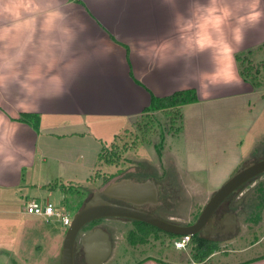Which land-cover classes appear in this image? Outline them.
<instances>
[{
  "label": "rangeland",
  "instance_id": "374dc122",
  "mask_svg": "<svg viewBox=\"0 0 264 264\" xmlns=\"http://www.w3.org/2000/svg\"><path fill=\"white\" fill-rule=\"evenodd\" d=\"M262 45L247 54L252 67L258 70L260 82L251 96L185 105L179 117H165L160 112L129 118L106 116L98 118L89 129L79 116L44 124L43 133L48 136L43 137L38 148L47 150L49 159L39 169L40 178L37 166L32 180L25 172L23 185H27L23 186L22 194H27V201L41 206L49 201L72 219L73 210L109 182L123 178L138 181L145 174H156L153 180L158 189V203L154 208L149 207V211L170 222L188 224L189 219L183 215L192 221L213 192L230 177L264 158ZM146 124L150 125L148 133ZM102 150L118 153L117 162L100 160ZM162 174H165L163 178ZM260 181H264V173L247 182L249 185L235 194L234 200ZM62 186L70 187L72 193H63ZM6 208L14 209L13 205ZM4 209L0 212V264H60L58 257L67 227L53 218L49 222L39 216L17 218ZM239 212L234 214L238 222L234 235L223 239L213 237L219 241L220 252L207 264H236L264 253V221L261 218L257 225L244 223ZM97 226L111 233L115 249L104 264H135L148 256L151 264L192 262L190 249L175 250L166 236L131 246L124 239L130 223L102 219ZM76 247L78 250L79 240Z\"/></svg>",
  "mask_w": 264,
  "mask_h": 264
},
{
  "label": "crops",
  "instance_id": "0c3cea01",
  "mask_svg": "<svg viewBox=\"0 0 264 264\" xmlns=\"http://www.w3.org/2000/svg\"><path fill=\"white\" fill-rule=\"evenodd\" d=\"M207 2L199 0L202 5ZM70 3L75 4L87 24V35L97 42L93 45L97 48L93 62L73 85L71 94L34 110L23 101V93L15 85L0 93V113L6 114L0 115L3 144L0 148V212L5 207L4 212L17 218L32 216L24 210L29 203L27 194H22L25 172L32 180L37 166L40 178L39 169L49 159L48 151L39 149L40 141L48 136L43 133L44 124H56L66 116L74 119L79 116L89 129L98 118L106 116L139 117L151 96L163 97L178 90L194 89L196 103L251 96L258 90L240 77L234 56L239 51L264 44V15L253 24L258 11L264 13V0L259 3L257 0H227L233 3V23L244 26L242 43L233 44L234 54L229 53L221 40L214 43L209 39V30L218 31L221 18L229 15L226 6H217L224 0H212V6L206 9L207 18H200L195 30L192 24L178 27L181 20L190 18L193 0H70ZM217 12L219 16L215 15ZM237 13L244 16L237 19ZM238 35V31H230V39ZM22 114L37 115V128L20 121ZM13 136L17 147L10 152L8 146ZM8 205H13L14 209L8 210ZM183 218L191 223L188 215ZM175 239H170L172 244ZM60 255L61 252L58 259ZM213 257L214 254L201 264H207ZM148 259L151 257L135 264H151ZM236 264H264V253Z\"/></svg>",
  "mask_w": 264,
  "mask_h": 264
},
{
  "label": "clouds",
  "instance_id": "9594fccd",
  "mask_svg": "<svg viewBox=\"0 0 264 264\" xmlns=\"http://www.w3.org/2000/svg\"><path fill=\"white\" fill-rule=\"evenodd\" d=\"M232 5L227 0L217 5L226 6L229 15L221 18L218 31L209 30V39L214 43L221 40L229 53L234 54L233 44L242 43L244 26L233 23ZM210 6L212 0L206 5L193 0L190 18L181 20L178 27L192 24L195 30L199 19L207 18L206 9ZM238 13L237 19L244 16ZM262 15L258 11L253 24ZM226 29L238 31L239 35L230 39V31ZM87 33V24L70 0H0V93L11 85L17 86L23 93V101L34 110L70 95L97 51L93 48L97 42ZM14 136L8 146L10 152L17 147Z\"/></svg>",
  "mask_w": 264,
  "mask_h": 264
},
{
  "label": "water",
  "instance_id": "95a60500",
  "mask_svg": "<svg viewBox=\"0 0 264 264\" xmlns=\"http://www.w3.org/2000/svg\"><path fill=\"white\" fill-rule=\"evenodd\" d=\"M264 173V158L235 173L204 204L196 220L179 224L160 219L137 207L158 203V189L151 179L139 182L130 178L111 181L95 190L73 214L66 229L60 264H75L74 246L79 237L85 264H104L112 255L113 242L109 233L101 227L80 235L84 226L92 221L109 218H125L141 221L175 236H192L198 232L234 235L238 227L232 213H227L217 227H213V214L217 207L242 185ZM114 201L127 203L121 205Z\"/></svg>",
  "mask_w": 264,
  "mask_h": 264
},
{
  "label": "trees",
  "instance_id": "16d2710c",
  "mask_svg": "<svg viewBox=\"0 0 264 264\" xmlns=\"http://www.w3.org/2000/svg\"><path fill=\"white\" fill-rule=\"evenodd\" d=\"M247 54L250 55L251 50L246 51L245 54L244 52L243 54L242 52L236 53L234 56L236 62L238 63V73L244 81L250 83L252 87L257 88L260 86V82L257 79L259 73L257 69H254V67H252L251 65L252 61H249ZM197 101H198L197 94L194 89L178 90L170 95L163 97L151 96L149 105L144 109L142 116L143 115L147 116V114L149 115L154 112H160L163 115H165V117L172 115L179 117L181 114L180 110L183 106L196 103ZM19 120L22 122L30 123L34 128H37L38 116L35 114H22ZM138 128L142 129L140 126ZM145 131L146 133L150 131V125L149 126L147 124L145 125ZM159 147L161 148L162 146L159 145ZM118 156H119L118 153H114L113 151H111L110 153H104V150H102V153H100L99 155V159L104 160L107 163H115L117 162ZM165 174H162L161 178H163ZM155 175L156 174H154V176L145 174V177H142L138 181L142 182L147 179L153 180L156 177ZM257 177L249 181V183H251ZM111 178L112 177L105 179L103 184L108 183L111 180ZM249 183L248 184L245 183L244 185H242L239 189H237L235 192L229 195L217 207V209L213 214L214 221L219 222L227 213H232L234 215L235 211L238 212L241 211L239 212V214L241 213L242 222L244 223L257 225L261 221L262 211L264 209V181L257 182L251 189L243 193L238 199L234 200L236 196L235 194L240 193L245 187H247L246 185H249ZM61 191L66 194L72 193L71 188L65 186H62ZM81 205L82 202L77 206V208L73 210L74 213L81 207ZM148 213L160 219L168 221L167 218L160 216L154 213L153 211H149ZM197 216L198 214L193 218L191 223L196 220ZM109 219H120L122 221L130 223V228L125 232L124 239L131 246L146 244L151 239L159 240L160 235L166 236L169 239H175L179 237L172 234H167L159 230L158 228L141 221L130 220L125 218H109ZM101 220L102 219L92 221L86 226H84L80 232V235L84 233H88L92 231L95 227H98L97 225ZM109 235L111 237V233H109ZM77 240H79V237ZM191 245L192 247L190 249V262L192 261L196 264L204 263L208 259H210L213 254L220 252L219 241L204 232H198L192 235ZM80 261L82 262L81 264H85L83 258L82 246L79 242L78 250L76 247V243L74 246V262L75 264H78Z\"/></svg>",
  "mask_w": 264,
  "mask_h": 264
},
{
  "label": "built area",
  "instance_id": "2783aa9c",
  "mask_svg": "<svg viewBox=\"0 0 264 264\" xmlns=\"http://www.w3.org/2000/svg\"><path fill=\"white\" fill-rule=\"evenodd\" d=\"M24 210L26 214L39 216L41 218H44L47 222L50 221V218H53L65 227H68L71 221V216L68 213L57 209L50 202H46L42 206L35 202H29L25 205ZM173 246L175 249L185 250L186 248L191 246V236H180L176 238L175 240H173Z\"/></svg>",
  "mask_w": 264,
  "mask_h": 264
},
{
  "label": "flooded vegetation",
  "instance_id": "af4514ba",
  "mask_svg": "<svg viewBox=\"0 0 264 264\" xmlns=\"http://www.w3.org/2000/svg\"><path fill=\"white\" fill-rule=\"evenodd\" d=\"M135 181V180H134ZM111 202H116L118 204H121V205H125V206H129L127 203H124V202H121V201H114V200H110ZM157 205V204H156ZM149 207L151 208H154L155 205H149V204H146V205H143V206H140V207H137L138 209L140 210H143V211H146V212H149ZM148 208V209H147ZM222 220V219H221ZM221 220L219 222L217 221H214L213 220V227H217L219 225V223L221 222ZM208 234L209 236L211 237H216V238H224V237H229L231 236V234H211V233H206Z\"/></svg>",
  "mask_w": 264,
  "mask_h": 264
}]
</instances>
